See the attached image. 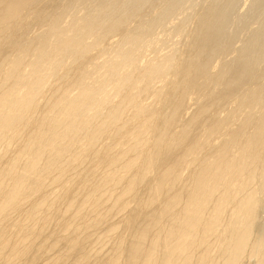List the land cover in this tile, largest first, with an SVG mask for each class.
<instances>
[{
	"label": "bare ground",
	"instance_id": "bare-ground-1",
	"mask_svg": "<svg viewBox=\"0 0 264 264\" xmlns=\"http://www.w3.org/2000/svg\"><path fill=\"white\" fill-rule=\"evenodd\" d=\"M194 2L0 0V264H264V0Z\"/></svg>",
	"mask_w": 264,
	"mask_h": 264
},
{
	"label": "rangeland",
	"instance_id": "rangeland-1",
	"mask_svg": "<svg viewBox=\"0 0 264 264\" xmlns=\"http://www.w3.org/2000/svg\"><path fill=\"white\" fill-rule=\"evenodd\" d=\"M161 1H163V0H161ZM194 2V0H186V2ZM196 1H199V0H196ZM240 1H242V2H240ZM158 2H160V1H158ZM158 2H157V6H158ZM238 2L239 3H237V7H236V9L237 10H235V12L236 11H238V10H240V13L241 12H245L246 11V8L248 7V5H249V3H250V0H238ZM248 2V3H247ZM195 3V2H194ZM160 4H162V2H160ZM160 4H159V7H160ZM187 5H188V3H187ZM245 5V6H244ZM187 12H189V11H187ZM187 12H186V15H188L187 14ZM192 13V11L189 13L190 15H188V18L190 19H192L193 18V14H191ZM239 13V12H238ZM236 14V13H235ZM177 15V14H176ZM192 16V17H191ZM178 16H175L174 15V18H177ZM189 20V21H191L189 24L191 25V23L194 21V18L192 19V20ZM254 27V24L253 25H251L250 27H247V28H245L244 30H241V34H240V36L241 37H239L240 38V40H241V38L242 37H244L245 35L247 36L249 33H250V30H252V28ZM232 29L234 28V27H231ZM245 36V37H246ZM244 37V38H245ZM236 45H238L237 43H235V45L234 46H236ZM229 57H231V55L229 56ZM228 57V58H229Z\"/></svg>",
	"mask_w": 264,
	"mask_h": 264
}]
</instances>
